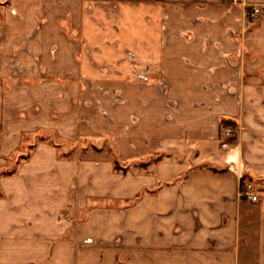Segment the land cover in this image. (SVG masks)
Masks as SVG:
<instances>
[{
    "label": "crops",
    "instance_id": "crops-1",
    "mask_svg": "<svg viewBox=\"0 0 264 264\" xmlns=\"http://www.w3.org/2000/svg\"><path fill=\"white\" fill-rule=\"evenodd\" d=\"M233 1L0 0V264H264V0ZM222 120L194 168L61 151L139 161Z\"/></svg>",
    "mask_w": 264,
    "mask_h": 264
},
{
    "label": "rangeland",
    "instance_id": "rangeland-1",
    "mask_svg": "<svg viewBox=\"0 0 264 264\" xmlns=\"http://www.w3.org/2000/svg\"><path fill=\"white\" fill-rule=\"evenodd\" d=\"M2 2L5 0H1ZM233 2L237 3L238 0H234ZM250 9H248L246 11V14L249 13ZM264 14L263 13H259L258 18L256 19V22L258 23L259 20H261L263 18ZM255 22V21H254ZM256 23V24H257ZM254 23H252L253 25ZM251 25V26H252ZM245 27H248V25L246 24V19H245V23H244ZM249 26V27H251ZM134 68L136 67L135 63L133 64ZM250 67V68H249ZM251 69V66H245L244 67V71L247 72V69ZM257 72L259 74H261L262 76L264 75V67H261V69H258ZM250 74L251 71H250ZM247 75V74H246ZM254 85V82H246L243 83V85ZM258 84V83H256ZM260 85L264 84V83H259ZM221 123V121H220ZM226 128H230V130L232 131V136H229L227 138H225L223 136L224 130ZM222 127L220 124L219 127V140L216 144L212 145H193L189 142H186L185 140H180L178 141L176 144L169 146V147H165L164 149H162L160 152L150 155L146 158H143L139 161H125V160H121L120 158V152H118V146H116L115 141L110 138V137H106L104 135L98 136L97 138H95L93 141L91 140H78L76 143H73V145L69 146L67 144H61V151H68V149H70V147L75 146L77 150L81 151L85 148H92L93 150H99L101 148H103L104 150L107 151V153H109L112 156V164H113V169L115 167L114 163L117 165V167L119 168L118 171H115L118 174H123V175H137V174H148L151 173L152 171L150 170L152 166H154L155 164V160H163L166 157H169L168 159H170V161L176 163V164H180V165H188L189 167H195L198 166L196 164H200V160H202L201 158H206L207 156H210L211 153L215 152L216 150H220L221 149V141L223 142L224 140L227 142L229 138H232L234 136L235 133V129L236 128H231V127ZM47 136L50 140H53L54 142L58 141L57 139H54V137L52 136V134H47L44 135ZM56 140V141H55ZM228 143V142H227ZM201 166V165H199ZM149 191H143L142 193H139L138 195H136L135 198L128 200L126 202H116L113 201L112 204L110 203H103L102 201H98L95 202L98 206L100 205H107L110 207H114V208H128L133 206L140 198H142L143 196H145ZM94 203V204H95ZM76 219L82 218V213H77V215H75ZM118 260V263H120V260Z\"/></svg>",
    "mask_w": 264,
    "mask_h": 264
},
{
    "label": "built area",
    "instance_id": "built-area-1",
    "mask_svg": "<svg viewBox=\"0 0 264 264\" xmlns=\"http://www.w3.org/2000/svg\"><path fill=\"white\" fill-rule=\"evenodd\" d=\"M259 10L256 8L250 9L249 13L246 14V24L251 26L254 21L258 18ZM223 136L225 138L232 136V131L230 128L224 130ZM222 148H227L228 143L224 140L221 144ZM261 186L252 182L244 181L243 186L240 187V196L247 199L251 203H256L258 201V194Z\"/></svg>",
    "mask_w": 264,
    "mask_h": 264
},
{
    "label": "trees",
    "instance_id": "trees-1",
    "mask_svg": "<svg viewBox=\"0 0 264 264\" xmlns=\"http://www.w3.org/2000/svg\"><path fill=\"white\" fill-rule=\"evenodd\" d=\"M220 124H221L222 127H225V128H226V127L236 128L235 123H233V122H231V121H228V120H222ZM233 140H234V139H233V137H232V138H229L227 142L229 143V142H232ZM155 161L157 162L158 160H155ZM156 162H155V163H156ZM114 165H115L114 170H115V171H118L119 168L117 167V165H116L115 163H114ZM213 171L216 172V170H214V169H213ZM2 174H3V175H8V174H10V172H3ZM243 183H244V181L242 180V182H241V187L243 186Z\"/></svg>",
    "mask_w": 264,
    "mask_h": 264
}]
</instances>
